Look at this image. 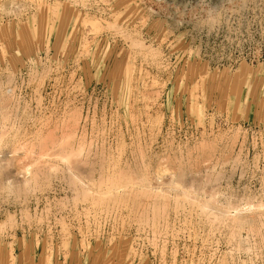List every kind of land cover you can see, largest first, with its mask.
<instances>
[{"label": "rangeland", "instance_id": "rangeland-1", "mask_svg": "<svg viewBox=\"0 0 264 264\" xmlns=\"http://www.w3.org/2000/svg\"><path fill=\"white\" fill-rule=\"evenodd\" d=\"M263 13L0 0V264H264Z\"/></svg>", "mask_w": 264, "mask_h": 264}, {"label": "bare ground", "instance_id": "bare-ground-1", "mask_svg": "<svg viewBox=\"0 0 264 264\" xmlns=\"http://www.w3.org/2000/svg\"><path fill=\"white\" fill-rule=\"evenodd\" d=\"M243 5H244V4H243ZM217 7H218V6H217ZM263 14H264V13H263ZM213 16H214V15H213ZM212 19H214V18H212ZM210 22H211V21H210ZM238 22H239V21H238ZM226 23H227V22H226ZM210 25H211V24H210ZM218 26H219V25H218ZM0 137H1V135H0ZM28 174H29V173H28ZM263 179H264V178H263ZM23 180H24V179H23ZM27 180H29V178H28ZM24 181H25V180H24ZM184 191H185V190H184ZM209 191H210V190H209ZM183 194H184V193H183ZM188 194H189V193H188ZM185 195H186V193H185ZM210 195H211V194H210ZM210 195H209V196H210ZM215 195H216V194H215ZM190 196H191V195H190ZM254 196H255V195H254ZM185 197H186V196H185ZM235 197H236V196H235ZM194 198H195V197H194ZM254 198H255V197H254ZM209 200H210V199H209ZM209 200L207 199V203H208ZM211 201H212V200H211ZM211 201H209V202H211ZM213 201H214V197H213ZM192 203H193V202H192ZM205 203H206V202H205ZM211 203H212V202H211ZM208 204H209V203H208ZM198 205H199V204H198ZM191 206H192V205H191ZM229 206L231 207V206H233V205L230 204ZM236 206H238V205H236ZM205 207H207V206H205ZM233 207H234V206H233ZM209 208H211V207L209 206ZM209 208H208V209H209ZM202 209H203V208H202ZM224 209H225V208H224ZM230 209H231V208H230ZM246 209H247V207H246ZM205 210H206V208H205ZM211 210H213V209H211ZM235 210H236V209H235ZM235 210H234V212H235ZM238 210H239V207L237 208V211H238ZM240 210H242V208H241ZM209 211H210V210H209ZM224 211H226V210H224ZM229 212H230V211H229ZM229 212H228V211L226 212L227 217H230V216H231V215H230V216L228 215ZM238 212H239V211H238ZM212 213H213V212H212ZM216 213H218V215H220L219 211L217 210V212H215L214 216L217 215ZM222 214L224 215L225 213H222ZM226 214H225V216H226ZM235 214H236V213H235ZM188 215H189V214H188ZM241 215H242V214H241ZM209 216H210V215H209ZM225 216H224V217H225ZM236 216H237V215H236ZM236 216H235V218H236ZM243 216H244V215H243ZM215 217H216V216H215ZM220 217H221V216H220ZM233 217H234V216H233ZM238 217H239V215H238ZM245 217H246V216H245ZM252 217H253V216H252ZM218 218H219V217H218ZM222 218H223V216H222ZM222 218H221V219H222ZM235 218H234V219H235ZM247 218H248V217H247ZM224 219H225V218H224ZM226 219H227V218H226ZM238 219H239V218H237V220H238ZM235 220H236V219H235ZM237 220H236V221H237ZM239 220H240V219H239ZM239 220H238V221H239ZM223 221H224V220H222V222H223ZM241 222H242V221H241ZM248 222H249V221H248ZM233 232H234V231H233ZM232 236H233V235H232ZM245 236H246V235H245ZM237 251H238V250H237Z\"/></svg>", "mask_w": 264, "mask_h": 264}]
</instances>
